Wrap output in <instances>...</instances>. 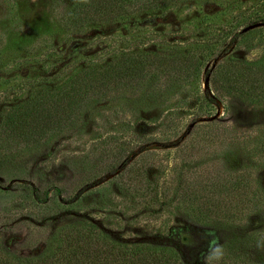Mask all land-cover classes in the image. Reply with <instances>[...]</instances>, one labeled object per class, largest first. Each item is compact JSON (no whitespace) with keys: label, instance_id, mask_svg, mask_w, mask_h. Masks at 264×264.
Wrapping results in <instances>:
<instances>
[{"label":"rangeland","instance_id":"rangeland-1","mask_svg":"<svg viewBox=\"0 0 264 264\" xmlns=\"http://www.w3.org/2000/svg\"><path fill=\"white\" fill-rule=\"evenodd\" d=\"M75 2L0 0V246L21 257L52 253L79 230L88 242L99 236L117 249L163 245L182 264H264V205L235 221L165 207L169 217L152 221L132 185L105 174V163L140 147L150 150L144 166H153L152 180L170 187L177 172L204 161L214 173L239 164L232 159L239 140L264 134V95L252 89L239 95L221 77L212 83L208 72L222 61L264 64V0H131L134 9L123 19L70 26ZM131 52L188 56L201 60L200 70L193 73L196 64L190 65L191 79L165 84L154 63L159 91L122 85L38 142L27 144L4 127L2 119L30 96L58 89L84 66ZM202 94L212 102L199 104ZM150 95L153 100L143 98ZM206 121L216 122L213 141L203 132L211 129L201 124ZM137 133L143 137L133 142ZM115 136L131 138L130 146L123 152L105 146ZM183 143V151H175ZM239 152V162L251 161L245 148ZM185 175L193 181L191 172ZM256 177L264 188V162ZM45 193L43 202L34 195Z\"/></svg>","mask_w":264,"mask_h":264},{"label":"trees","instance_id":"trees-1","mask_svg":"<svg viewBox=\"0 0 264 264\" xmlns=\"http://www.w3.org/2000/svg\"><path fill=\"white\" fill-rule=\"evenodd\" d=\"M132 7L134 9L131 0H76L70 7V26H77L89 19H123L133 11ZM150 54L123 53L114 56L104 65L84 66L58 89L37 92L27 98L16 110L10 112L8 117L2 119L5 121L4 127L10 130V133L21 137L27 144L38 142L48 131L59 129L62 123L70 120V124H73L84 109L92 104L108 99L114 91L121 92L122 85L136 82L139 87L146 86L153 93L155 90L159 91L155 89L156 78L164 76V83L169 84L170 79H191V73L188 71L190 65L196 64L193 73L200 70L199 59L192 60L188 56L174 59L155 56L154 59ZM154 63L161 73L155 79L151 75ZM169 69L172 72H169ZM208 73V78L213 79L212 83H217V79L221 77V82L226 87L232 88V85H236L239 95L244 96L250 89L264 95V64L253 67L222 61L209 69ZM201 97L202 100L198 96L196 98L199 104L212 102V98L207 94H202ZM143 98L153 100L154 97L150 95ZM201 124L211 126V129L203 132L208 134L209 138L206 140L213 141L217 134L216 122L206 121ZM142 137V134L137 133L133 142ZM130 141L131 138L123 143L120 137L115 136L104 145L109 148L116 145L118 148L119 145L123 152V148L130 146ZM184 144L177 146L175 151H183ZM239 144L242 145L232 151V159L239 163L233 170L231 167L227 172L214 173L212 166L204 161L193 168L177 172V185L174 187L152 180L153 166H144L150 150L142 147L139 153L136 152L138 154L133 150L131 154H119V157H122L119 160L105 163V174L111 176V180L130 183L136 193H139L140 208L150 211L152 221H162L164 217H169L164 216L167 214L163 210L165 207L183 208L188 215L197 219L219 216L235 221L264 205V188L256 177L257 169L261 162H264V134L255 137L248 135L244 140H239ZM243 148L247 150L251 161L247 158L244 162L238 161L241 157L239 149ZM186 172H191L193 181L187 180ZM171 193L172 198H169ZM34 195L42 202L49 197L47 193L43 197ZM111 244L99 236L92 237L88 242L86 235L78 230L52 253L45 250L41 254L21 257L0 246V264H182L177 254L163 245L158 248L123 250ZM226 259L228 260V256Z\"/></svg>","mask_w":264,"mask_h":264},{"label":"water","instance_id":"water-1","mask_svg":"<svg viewBox=\"0 0 264 264\" xmlns=\"http://www.w3.org/2000/svg\"><path fill=\"white\" fill-rule=\"evenodd\" d=\"M261 24H263V23L262 22H259V23L250 24V25L244 27L242 29V32L248 31V30H250V29H252V28H254V27L258 26V25H261Z\"/></svg>","mask_w":264,"mask_h":264},{"label":"clouds","instance_id":"clouds-1","mask_svg":"<svg viewBox=\"0 0 264 264\" xmlns=\"http://www.w3.org/2000/svg\"><path fill=\"white\" fill-rule=\"evenodd\" d=\"M217 251H219V250H217Z\"/></svg>","mask_w":264,"mask_h":264}]
</instances>
